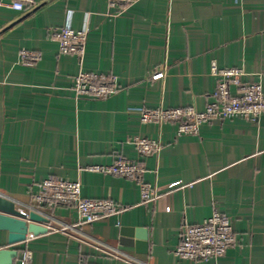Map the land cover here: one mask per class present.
<instances>
[{
    "label": "crops",
    "instance_id": "1",
    "mask_svg": "<svg viewBox=\"0 0 264 264\" xmlns=\"http://www.w3.org/2000/svg\"><path fill=\"white\" fill-rule=\"evenodd\" d=\"M0 0V196L28 212L50 177L122 211L77 225L71 206L37 209L47 232L10 247L14 264H264V112L177 136L172 123L142 124L144 110L212 101L219 69L239 68L264 95V0H33L20 12ZM86 31L81 59L60 55L53 29ZM22 51L38 55L23 59ZM79 72L110 76L107 99L74 95ZM159 150L139 156L133 139ZM137 161L158 199L142 204L136 182L89 170ZM177 183V185L172 186ZM214 211L230 218L234 244L218 259L175 257L182 227ZM122 227L147 231L146 253L119 243ZM8 234L0 230V249Z\"/></svg>",
    "mask_w": 264,
    "mask_h": 264
},
{
    "label": "built area",
    "instance_id": "2",
    "mask_svg": "<svg viewBox=\"0 0 264 264\" xmlns=\"http://www.w3.org/2000/svg\"><path fill=\"white\" fill-rule=\"evenodd\" d=\"M137 0H109L111 5L120 3L124 10ZM7 7L15 11H24L33 0H7ZM51 38L58 43L60 55H73L82 58L85 52L86 31H75L70 27L53 29ZM23 59L36 60L38 55L22 51ZM210 75L216 80V88L212 101L204 110L199 111L193 106L181 108L144 110L140 115L142 124L172 123L177 127V136L195 135L199 128L216 120L241 118L256 121L264 112V95L260 83H244L243 71L239 68L219 69L215 64L211 66ZM74 95L77 99H107L117 91L114 80L107 75L79 72L74 78ZM134 147L139 156L153 155L159 150V143L155 140L137 137L133 139ZM89 170L119 176L137 183L142 204L154 202L158 199L155 186L144 182V168L137 161L116 159L109 166H93ZM177 185V183L172 186ZM32 200L37 209L71 206L78 215L77 225L91 224L103 217L117 215L122 211L110 200L88 199L81 195L78 181H68L50 177L38 187ZM25 214L26 212L23 211ZM235 236L229 217L214 211L210 217L197 225L182 227L178 245L172 254L183 260L200 262L208 259H218L225 255L227 249L234 244ZM30 255L25 257V261ZM25 261L22 264H25Z\"/></svg>",
    "mask_w": 264,
    "mask_h": 264
},
{
    "label": "water",
    "instance_id": "3",
    "mask_svg": "<svg viewBox=\"0 0 264 264\" xmlns=\"http://www.w3.org/2000/svg\"><path fill=\"white\" fill-rule=\"evenodd\" d=\"M48 219L34 211L25 214L16 208L14 202L0 196V230L8 234L7 248L0 249V264H14L18 256L16 249L10 247L22 243L28 235L38 236L47 232L44 226ZM146 229L122 227L119 243L124 247H135L137 252L146 253L148 242Z\"/></svg>",
    "mask_w": 264,
    "mask_h": 264
}]
</instances>
